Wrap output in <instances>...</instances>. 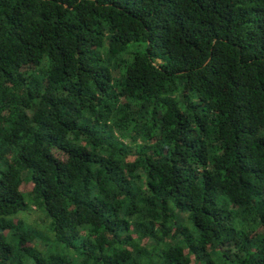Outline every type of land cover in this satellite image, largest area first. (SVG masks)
<instances>
[{
	"label": "trees",
	"instance_id": "obj_1",
	"mask_svg": "<svg viewBox=\"0 0 264 264\" xmlns=\"http://www.w3.org/2000/svg\"><path fill=\"white\" fill-rule=\"evenodd\" d=\"M0 264H264V0H0Z\"/></svg>",
	"mask_w": 264,
	"mask_h": 264
},
{
	"label": "rangeland",
	"instance_id": "obj_2",
	"mask_svg": "<svg viewBox=\"0 0 264 264\" xmlns=\"http://www.w3.org/2000/svg\"><path fill=\"white\" fill-rule=\"evenodd\" d=\"M131 49H133V48H131Z\"/></svg>",
	"mask_w": 264,
	"mask_h": 264
}]
</instances>
